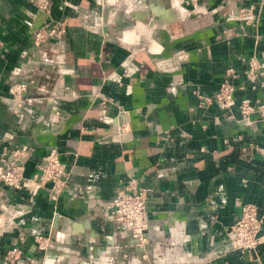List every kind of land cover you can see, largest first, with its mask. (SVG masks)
Returning a JSON list of instances; mask_svg holds the SVG:
<instances>
[{"label": "crops", "instance_id": "1", "mask_svg": "<svg viewBox=\"0 0 264 264\" xmlns=\"http://www.w3.org/2000/svg\"><path fill=\"white\" fill-rule=\"evenodd\" d=\"M41 2L0 0V162L25 148L27 176L54 147L65 186L50 201L0 181V264L12 243L10 264H264V239L247 259L226 238L241 201L264 229V113L239 108L264 102L263 73L245 74L264 0ZM224 77L227 107L201 105ZM16 81L31 99L14 111ZM129 177L149 187L139 245L110 214Z\"/></svg>", "mask_w": 264, "mask_h": 264}, {"label": "built area", "instance_id": "2", "mask_svg": "<svg viewBox=\"0 0 264 264\" xmlns=\"http://www.w3.org/2000/svg\"><path fill=\"white\" fill-rule=\"evenodd\" d=\"M45 2L46 0H43L40 5L43 6ZM239 9L242 13L247 12L245 8L241 7ZM39 36H41V33L36 32L35 37ZM246 63V76L252 75L256 68L264 66V63L253 55L247 57ZM231 72L232 68H227L226 74L229 75ZM260 72L264 74V70L260 69ZM25 86V82L21 81H16L11 85L10 92L14 100V111L31 99V97H25L21 93ZM231 91V83L224 77L213 93L199 95V103L205 105L214 100L219 106L227 107L231 99ZM239 106L244 117L254 107L260 114L264 113V102L251 105L246 98H242ZM115 133L118 140H124L128 137V132L118 124L115 126ZM8 149L10 158L2 157L6 160L0 162V181L12 188L24 189L28 196H34L42 189L44 195L50 201H54L65 186L66 177V170L59 160L56 149L54 147L49 148L40 157L35 170L27 176L23 174V164L19 160L22 155L26 154V149L19 146H11ZM148 190L149 187L142 185L134 177H129L116 189L110 201V214L115 225L128 231L131 237L130 243L134 245H139L144 240L143 230L146 227L144 204ZM4 207L0 199V213L4 211ZM32 236L36 246L42 247L44 237L37 233L32 234ZM226 238L229 247L240 255L245 256L247 259L257 258L253 247L264 239V229H262V219L257 214L254 203L249 201L239 202L237 214L226 230ZM21 255V247L17 243H12L3 252L2 259L5 263L10 264L18 260Z\"/></svg>", "mask_w": 264, "mask_h": 264}, {"label": "rangeland", "instance_id": "3", "mask_svg": "<svg viewBox=\"0 0 264 264\" xmlns=\"http://www.w3.org/2000/svg\"><path fill=\"white\" fill-rule=\"evenodd\" d=\"M259 61H262V62L264 63V60H259ZM246 67H247V66H246ZM258 69H259V71H260V69H261V70H264V66H260ZM254 72H255V71H254ZM261 73H262V72H261ZM263 75H264V74H263ZM239 108H240V106H239ZM252 109H253V108H252ZM241 113H242V112H241Z\"/></svg>", "mask_w": 264, "mask_h": 264}, {"label": "flooded vegetation", "instance_id": "4", "mask_svg": "<svg viewBox=\"0 0 264 264\" xmlns=\"http://www.w3.org/2000/svg\"><path fill=\"white\" fill-rule=\"evenodd\" d=\"M118 117H119L120 121L125 118V116H123V114H121V113H120V115Z\"/></svg>", "mask_w": 264, "mask_h": 264}, {"label": "bare ground", "instance_id": "5", "mask_svg": "<svg viewBox=\"0 0 264 264\" xmlns=\"http://www.w3.org/2000/svg\"><path fill=\"white\" fill-rule=\"evenodd\" d=\"M6 219H7V218L5 217L4 222H6ZM258 245H259V244L255 245V246L253 247L254 251H256V248H257Z\"/></svg>", "mask_w": 264, "mask_h": 264}]
</instances>
